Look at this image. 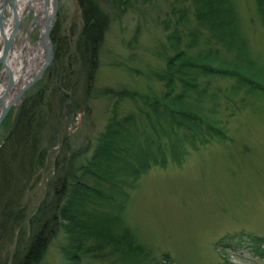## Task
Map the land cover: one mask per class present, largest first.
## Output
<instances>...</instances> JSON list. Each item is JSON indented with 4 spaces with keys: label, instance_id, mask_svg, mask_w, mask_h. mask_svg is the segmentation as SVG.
Instances as JSON below:
<instances>
[{
    "label": "rangeland",
    "instance_id": "rangeland-1",
    "mask_svg": "<svg viewBox=\"0 0 264 264\" xmlns=\"http://www.w3.org/2000/svg\"><path fill=\"white\" fill-rule=\"evenodd\" d=\"M128 1L125 12L119 15L102 0L99 2L110 15V21L99 47L97 71L90 89H86L84 78L87 68L72 58L67 92L57 87L59 74L56 82L52 79L54 82L44 89L36 83L22 95L21 107L29 99L36 101V94L45 90L44 97L51 107L50 125L58 130L54 145H47L46 166L38 171L35 188L27 196L29 212L43 196L65 138L76 139L72 148L85 141L90 144L112 118L132 117L135 126L133 133L128 128L133 134L130 140L143 151L157 140L161 147H150L146 173L139 181L133 183L129 170L125 169L109 181L117 182L115 187L106 184L107 190L110 189L106 192L113 195L117 206H122L120 217L146 253L137 261L123 260L119 253L102 259L89 254L82 256L81 264H223L225 261L264 264V245L259 247L261 251H256L255 243L264 237V93H251L234 79L211 75H200L195 78L197 86L185 89L181 75L176 74L174 92L165 98L166 81H151L149 74L165 75L167 59L174 55L168 42V33L172 32L177 18V14L171 13L173 0ZM232 1L237 11L232 23L236 27L233 50L214 43L192 17L188 29L183 31L181 49L184 56L193 57L194 64L238 71L255 85L264 87V27L255 2ZM189 7L187 2L178 9ZM79 14L76 0H58L56 27L59 34L70 40V47L75 46L81 29ZM170 24L167 30L165 26ZM191 36L198 39V44L192 47ZM35 37L33 33L31 43ZM104 89H127L138 93L140 99H146L144 95L148 93L156 94L165 105H159L161 112L165 108L174 113L182 110L208 122L218 132L206 133L202 126L197 130L205 132V136L198 137L179 127L174 129L178 137L168 141L171 124L164 113L162 119L155 120L154 113L146 108L150 112L148 119L143 113L146 107L143 101L116 104L111 96H102L100 91ZM57 91L61 95L59 99ZM177 98L182 102L175 106ZM21 107L13 108L0 123V146L11 136L6 139L13 123L18 122ZM35 121L32 119L31 123ZM171 148H176L175 152ZM113 202L104 204L102 212L110 214ZM63 244L64 236L57 232L41 264H70L61 253ZM3 248V257L9 255L12 242ZM88 248L93 251L97 247Z\"/></svg>",
    "mask_w": 264,
    "mask_h": 264
},
{
    "label": "trees",
    "instance_id": "trees-1",
    "mask_svg": "<svg viewBox=\"0 0 264 264\" xmlns=\"http://www.w3.org/2000/svg\"><path fill=\"white\" fill-rule=\"evenodd\" d=\"M76 2L82 25L75 46L70 47V40L59 34L57 27L53 29L50 38L54 44L56 66L52 68L53 78H46L41 83L43 89L54 80L56 82V74L59 72L60 80L57 87L65 92L68 91L66 87L71 80L68 65L72 62L70 61L72 58H76L87 68L84 77L86 89H90L94 83L99 47L109 28L110 15L100 7L101 0H76ZM102 2L119 15L125 12L129 1L102 0ZM187 2L190 3L189 8L178 9ZM254 2L257 16L264 27V0H254ZM171 13L173 16L177 14L174 28L168 33L169 49L174 55L167 59L165 75L149 74L151 81L155 80L158 83L166 81L165 98H169L174 92L176 74L181 75L180 81L185 89H192L193 85L197 86L195 78L200 75H211L234 79L248 88L251 93L258 91L264 93V87L255 85L240 72L194 64L193 57L184 56L181 49L183 31L188 29L192 17L198 26L204 27L214 43L229 46L230 50H233L236 27L232 23L237 11L232 0H173ZM165 27L169 30L171 24ZM191 38L190 47L198 44L195 36ZM64 61L67 62L66 66L63 65ZM44 92L45 90L41 89L36 94V101L30 102L29 99L25 102L21 107L15 129L0 146V264H8L10 254L13 255L12 264H41L50 241L57 232H61L64 236V244L60 250L70 264H81L82 256L89 254L95 255V259H102L105 255L114 256L117 253L124 257L123 260L141 259L146 253L145 248L137 244L134 234L120 217L122 206H117L116 201L113 202V195H109L106 191L110 190H107L108 184L113 187L117 185V182L109 181L114 180V176L118 173L122 174V170L125 169L129 170L133 183L139 181L146 173L145 164L147 157L150 156V147L160 149L159 140L156 143L153 141L154 144L150 142L148 149L144 151L140 149L141 147L138 148L135 141L130 140L135 126L132 117L124 120L112 118L90 144L85 141L83 145L72 148L76 139L65 138L62 141L61 154L57 155L54 161V172L45 183L43 196L38 206L29 212L27 196L35 188L40 176L38 171L43 170L48 161L47 145L50 147L54 145L57 134L56 129L50 125L48 116L51 107L49 100L44 97ZM100 93L102 96H111L116 104L140 99L138 93L127 89H104ZM56 96L57 99L61 96L58 91ZM144 96L146 99L142 98L140 101L146 106L143 110L145 117H148L151 111L155 115V120L162 119L161 113L165 114L164 117L167 116L171 124L168 141L172 140V137H178L174 129L179 127L190 130L192 136H205V132L197 130L202 126L206 129V133L217 134L215 127L208 122L197 120L189 115L190 113L182 110L174 113L168 108L161 112L159 105L163 107L165 105L159 102L156 94L152 95L153 98L149 93ZM181 102L182 100L177 98L174 105ZM146 108H149L150 112ZM59 116L62 117V113L58 115V119ZM32 119L36 121L31 123ZM203 142L206 143V140L203 139ZM171 150L175 152L176 148ZM137 163L141 166H136ZM123 198H126V195ZM111 202H113L111 213L102 212L101 208L104 204ZM9 241L13 245L12 251L3 257V245L10 243ZM88 243L94 244L93 246L97 248L93 251L89 250L88 247L93 246ZM255 243L256 251H261L259 247L264 245V237H259ZM223 264L231 263L225 261Z\"/></svg>",
    "mask_w": 264,
    "mask_h": 264
},
{
    "label": "water",
    "instance_id": "water-1",
    "mask_svg": "<svg viewBox=\"0 0 264 264\" xmlns=\"http://www.w3.org/2000/svg\"><path fill=\"white\" fill-rule=\"evenodd\" d=\"M50 2L52 3V11L49 13L48 5ZM22 5V0H0V33L1 35H3V32H5L4 28L6 29V26L9 25L7 29L10 30L11 36L9 39H3V41L0 43V65L2 66V71H0V79L2 80L4 74L7 75V82L5 84V87L0 92V123L8 114L11 106H13V104L17 101H22V95L24 94V92L41 78L45 70H50V66L53 62V44L49 37L56 21L58 0H44L41 8L37 12H34L33 10V0H26V6L24 7H26L27 9L23 15H21L22 13H20L19 11ZM8 13L9 16L11 15V18H9V22L6 19V14ZM31 13L34 14V18L28 29L27 35L30 34V31L34 25L39 26V23L42 22L43 29L40 30V35L38 37L37 42H35L34 49V51L37 53L39 52V49L42 50V58H40L41 60L39 62V68L37 72L32 75L30 81H28L26 84L22 85L21 88L18 89V92L15 97L6 101V99L9 97L10 91H12L14 88V72L12 71L11 67H9V60L11 59L12 54L11 51L13 50V38L16 37L18 28L22 24L23 20H26V18ZM27 65L28 59L25 58L24 65L20 70L21 75H23V73L25 72ZM21 75L19 76L17 83H21ZM16 123L17 121L13 123L14 125L9 131V134L7 135L6 139L9 137L11 132H13ZM12 257L13 255L11 254L8 260V264H12Z\"/></svg>",
    "mask_w": 264,
    "mask_h": 264
},
{
    "label": "flooded vegetation",
    "instance_id": "flooded-vegetation-1",
    "mask_svg": "<svg viewBox=\"0 0 264 264\" xmlns=\"http://www.w3.org/2000/svg\"><path fill=\"white\" fill-rule=\"evenodd\" d=\"M27 27H28L27 21H24V23H23V25H22V28L19 30V33H18V35H17V38L15 39V42H14V46H15V49H16V50L21 49V47L24 45L25 37H26V30H27ZM33 31H34V33L37 34V29H36V28H34ZM31 36H32V35H31ZM33 41H34V40H33ZM33 41H32V42H33ZM22 57H23V56H21V58H22ZM53 65H54L53 67L56 66V65L54 64V62H53ZM15 107L20 108L19 101H17L16 103L13 104V106H11L9 112H10L13 108H15ZM9 112H8V114H9ZM56 132L58 133V130H57Z\"/></svg>",
    "mask_w": 264,
    "mask_h": 264
},
{
    "label": "bare ground",
    "instance_id": "bare-ground-1",
    "mask_svg": "<svg viewBox=\"0 0 264 264\" xmlns=\"http://www.w3.org/2000/svg\"><path fill=\"white\" fill-rule=\"evenodd\" d=\"M22 2H24V0H22ZM41 6H42V2L40 1L39 4H38V6H37V8L40 9ZM48 6H49V5H48ZM48 10H49V11L51 10V6H49ZM8 27H9V25H7V28H8ZM7 28H6V29L4 28V31H5V32H3V33H4L3 35H1V33H0V43L3 41V39H9V38L11 37V36H10V30L7 29ZM14 40H15V37L13 38V42H14ZM25 45H26L27 49L31 48V46H30L27 42H25ZM29 53H30V55H31V57H30L29 60H31V59H33V55L31 54V49H29ZM15 73H16V72H15ZM20 74H21V72L17 71V75H16V76H18V75H20ZM14 76H15V74H14ZM28 78H29V76L26 75V76H25V80H28ZM3 86H4V84L0 86V89H2Z\"/></svg>",
    "mask_w": 264,
    "mask_h": 264
}]
</instances>
